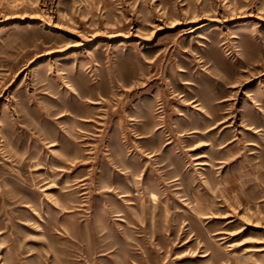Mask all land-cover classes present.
<instances>
[{"label":"rangeland","instance_id":"374dc122","mask_svg":"<svg viewBox=\"0 0 264 264\" xmlns=\"http://www.w3.org/2000/svg\"><path fill=\"white\" fill-rule=\"evenodd\" d=\"M0 264H264V0H0Z\"/></svg>","mask_w":264,"mask_h":264}]
</instances>
